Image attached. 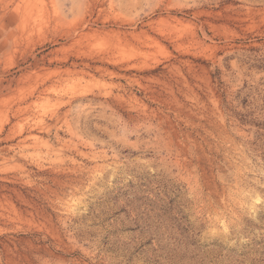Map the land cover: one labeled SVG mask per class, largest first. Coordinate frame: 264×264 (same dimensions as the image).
<instances>
[{
	"label": "rangeland",
	"instance_id": "obj_1",
	"mask_svg": "<svg viewBox=\"0 0 264 264\" xmlns=\"http://www.w3.org/2000/svg\"><path fill=\"white\" fill-rule=\"evenodd\" d=\"M0 264H264V0H0Z\"/></svg>",
	"mask_w": 264,
	"mask_h": 264
}]
</instances>
